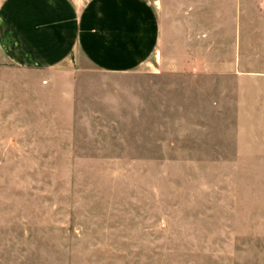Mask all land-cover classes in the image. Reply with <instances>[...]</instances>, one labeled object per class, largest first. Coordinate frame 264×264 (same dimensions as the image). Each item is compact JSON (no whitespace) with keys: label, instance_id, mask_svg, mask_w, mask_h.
Segmentation results:
<instances>
[{"label":"rangeland","instance_id":"374dc122","mask_svg":"<svg viewBox=\"0 0 264 264\" xmlns=\"http://www.w3.org/2000/svg\"><path fill=\"white\" fill-rule=\"evenodd\" d=\"M54 72L0 123L11 208L54 211L73 264H264V123L192 112L183 76Z\"/></svg>","mask_w":264,"mask_h":264},{"label":"crops","instance_id":"0c3cea01","mask_svg":"<svg viewBox=\"0 0 264 264\" xmlns=\"http://www.w3.org/2000/svg\"><path fill=\"white\" fill-rule=\"evenodd\" d=\"M59 70L183 76L187 95L207 97L192 112L264 123V0H0V123L42 110L35 97L51 94L42 83ZM1 191L0 264H73L54 211L26 214Z\"/></svg>","mask_w":264,"mask_h":264}]
</instances>
